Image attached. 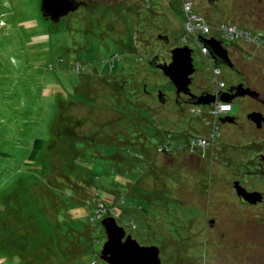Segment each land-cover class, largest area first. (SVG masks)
Segmentation results:
<instances>
[{
  "label": "rangeland",
  "instance_id": "1",
  "mask_svg": "<svg viewBox=\"0 0 264 264\" xmlns=\"http://www.w3.org/2000/svg\"><path fill=\"white\" fill-rule=\"evenodd\" d=\"M40 2L0 0V27L6 30L5 37L0 35V264H109L100 257L107 239L102 221L114 216L122 195L144 207L124 206L126 222L116 217L139 241L174 233L213 234V224L215 233L237 242L230 251L215 247L214 257L187 254L178 242L174 253L183 264H264V206L213 204L223 195L221 187L231 185L228 180L247 181L244 145L238 138L225 142L223 124L215 163L208 160L209 146L197 163L191 146L168 142H182L181 134L171 130L204 133L209 139L215 132L208 105H179L174 83L149 59L169 62L175 47L189 45L196 68L191 91H216L196 36L184 37L188 16L198 14L195 4L184 15L182 0H169L165 11L141 17L134 12V0L125 3L131 11L110 0L86 22L68 16L55 25L43 19ZM200 17L216 37L227 25L249 33L221 17ZM19 21H26L27 31L16 27ZM232 41L225 46L240 69L221 64L225 89L247 80L242 74L249 40ZM245 103L235 99L230 113H239ZM192 108L209 113H193ZM123 158L133 162L130 167L142 162L139 177L129 183L120 171ZM111 174L123 184L118 193L93 191L105 186ZM251 186L264 189V182Z\"/></svg>",
  "mask_w": 264,
  "mask_h": 264
},
{
  "label": "flooded vegetation",
  "instance_id": "2",
  "mask_svg": "<svg viewBox=\"0 0 264 264\" xmlns=\"http://www.w3.org/2000/svg\"><path fill=\"white\" fill-rule=\"evenodd\" d=\"M42 1L43 0H41L40 2V11H41ZM70 1H74L76 4H78V8L74 11H71L68 15L64 17L75 16V17H79L80 19L84 18L81 21L86 22L87 21L86 19L90 17V15H92L93 13L96 14V11L97 9L100 8V6L104 8L108 7L109 5L106 3V1H110V0H70ZM159 1H160V5L157 7V5L155 4L156 0H134V5H133L134 12L136 15L141 17L143 15L147 17L155 16L159 12L168 9L169 0H159ZM119 2H120V8L124 9L126 6L131 11L130 6L125 4L126 0H119ZM185 3L189 4V7L191 8L190 10L192 11H194V4H195L196 9L198 10V14L196 13L197 16H203L208 20H212L215 17H221V19L223 18V20L227 22L235 23L238 26L247 29V31L249 32V57L245 65L246 74H242V76L245 77L247 80L243 82L241 81L238 84L242 83L243 87L249 88V93L245 95L234 96L232 100L226 101L232 104V108L230 110L232 111L233 101L240 97L244 98L246 100V103L243 109L239 113H230L229 111V112H222L218 115H214L211 105H213L215 101L218 100L219 98V96L215 94V91H206L201 94H195L190 89V91L197 97L202 96L204 93L217 96V98L210 103L197 104L194 102L197 98H193L192 100V97L184 92H181V95L178 97L177 88H176L177 103L179 105L182 102H188L190 104H197V105H208L207 107L209 108V112L211 113L210 116L214 117L213 120L215 124V132L212 133L211 138L209 139L207 138L208 136L205 135L204 133L202 134L199 133L198 135L197 132L194 133L189 132L187 135L186 130H183L182 132H175L173 130L171 131L174 134H178V135L181 134L178 140H181L182 143L184 144L183 148L188 149L187 146L188 145L191 146L193 152L196 154V156L191 157L192 161H197V163L198 162L200 163V160L203 159L202 156L203 155L205 156V154L207 155L208 153L210 156L208 160H210L212 163H215L217 159H219L218 156L221 154L220 150L222 149V145H223L221 143L222 142L221 138L223 137L222 126L225 125L227 127L225 134V138H226L225 142H229V143H231V141L235 142L238 138L237 141H240L242 145H244L245 147V150L243 151L244 153H246V158L242 161V163L244 164L242 166H243V170H245V174H247L251 179L247 177V181H242L238 178H235L232 181L228 180V182H230L231 185L227 186V188L221 187L222 188L221 194L223 195L220 196V200L218 198L217 201H213V204L218 208L240 207L244 209H249L253 207L254 208L263 207L264 189L251 186V182L254 181L255 183L256 181H262V180L264 182V0H182V13L184 15L186 14L184 9ZM0 15H3V13H1ZM64 17H62V19ZM43 19L46 20L44 17ZM26 21H19L18 24H16V27L20 29L22 32L27 31V27L24 24V22ZM46 21L52 22L51 20H46ZM83 24H84L83 27H85L86 26L85 23ZM5 26L6 27L8 26V22L6 23ZM105 27H107V25H105ZM5 32H6L5 28L0 27L1 38L5 37ZM160 37L165 38L164 36H160ZM211 38L221 40L223 42L222 45L225 48H226L225 46L226 42L229 44L233 43L230 40L221 39V38L218 39L216 36H214V34H212ZM227 52L230 61L234 65V67L232 68L239 71L240 68H238V66L234 63L228 50ZM210 56L214 59L212 64H214V66H216L221 70V75L219 79L222 80L221 78H223V75H222L221 64L224 62L218 64L217 59L213 56L211 52V49H210ZM151 57L152 56H149V59H150V63L152 64L153 59ZM192 58H193V49H192ZM193 64H194V58H193ZM208 64L212 69L209 60H208ZM152 65H154L157 68L156 66L157 60ZM192 75H191V82H192ZM212 81L214 82L213 76H212ZM233 86H237V84ZM232 87H230V89ZM230 89H226V91H222V93L229 92ZM182 95H185L187 98H183ZM162 101H165L164 96ZM191 111L193 113L196 112L202 114L209 113V112L208 113L203 112V108H198L197 110L192 108ZM208 120L210 121V119ZM209 121H207V125ZM207 128L208 127H206L205 130H207ZM208 146L210 147V149H208L206 153V148ZM187 151L188 150H184L183 153L187 154ZM243 188L246 191H244ZM256 191L261 193L260 195H258L261 197V199L255 202L251 200L253 199L252 196L248 195L247 193L256 192ZM209 192H210L209 188H206V193ZM208 200H209L208 203L207 201L206 203L209 205L210 203H212V199L209 198ZM214 221H215L214 218L210 219V223H213ZM210 225H211L210 230L211 232L213 230V234L211 233L194 234L190 236L188 234L183 235V234L174 233L169 235H160L159 238L152 240H150L149 238L146 241L144 240V242L136 239L133 236V234L131 235L132 238L136 239L141 246L152 247L149 252H151L152 254L158 253L162 264H183L184 261L181 258V256L174 253L176 251L175 248L180 247V245H178V242H181L184 245L183 247L187 249L186 250L187 254L204 252V254L209 255V257L215 256L214 255L215 247H220V246L224 247L223 250L225 251H230V249L237 247L236 240L229 239L226 233H215L217 227L213 226V224ZM122 226L125 228L124 225ZM128 234L129 233L127 232V235ZM122 241H125V238ZM196 246H200V248ZM218 250L219 251H217L216 253L221 255L222 250L221 251L220 249ZM146 261L149 260L147 259Z\"/></svg>",
  "mask_w": 264,
  "mask_h": 264
},
{
  "label": "water",
  "instance_id": "3",
  "mask_svg": "<svg viewBox=\"0 0 264 264\" xmlns=\"http://www.w3.org/2000/svg\"><path fill=\"white\" fill-rule=\"evenodd\" d=\"M77 8L78 4L70 0H43L41 4L43 17L46 20H51L53 23L60 22L62 17ZM200 39L210 45L211 52L217 59L218 64L224 62L228 66L234 67L229 59L227 49L223 47L221 40L203 37H200ZM171 53L170 62L157 64L156 66L174 83L177 88L178 97L181 95V92H184L189 94L192 100L193 98H197L194 101L197 104H206L214 101L217 98L215 95L204 93L202 96L197 97L190 91L191 75L195 72L192 48L189 45L175 47ZM157 59V57L153 58L152 64ZM247 93H249V88L243 87V84L240 83L237 86H233L229 92H223L219 98L230 101L234 96L245 95ZM163 96V94L160 95L162 100ZM244 191L246 190L244 189ZM247 194L251 195L253 198L251 200L255 202L261 199L258 196L260 195L258 192H248ZM102 225L107 235V240L101 251L102 259L108 261L110 264H162L158 253L152 254L149 252L152 247L141 246L136 239L132 238L131 234L127 235L126 229L117 222L116 217H105ZM124 238L125 241H122ZM146 258L149 261H146Z\"/></svg>",
  "mask_w": 264,
  "mask_h": 264
},
{
  "label": "built area",
  "instance_id": "4",
  "mask_svg": "<svg viewBox=\"0 0 264 264\" xmlns=\"http://www.w3.org/2000/svg\"><path fill=\"white\" fill-rule=\"evenodd\" d=\"M186 8L187 11H189V6H187V4H184V9ZM186 15H189V13H187ZM187 24V29L185 30V36H196L197 39V45L200 51V54L202 56L207 57V59L209 60V62L211 63L212 66V76L214 77V83L216 86V91L215 94H217V96H219L222 91H225L226 89V84L223 80H220L219 77L221 75V70L219 68H217L216 66H214L213 61L214 59L210 56V46L208 44H205L199 37L198 35V31H200L201 33L204 32L208 33V35L206 36H201L204 38H211L213 33H209L210 32V24L204 19L201 18L200 16L197 15H193V16H188V22ZM228 27V25L226 26ZM226 27L220 32L218 33L220 35V37H217L218 39H226V40H244V39H248L249 40V33L238 29L236 26H229L228 29H226ZM226 29V30H225ZM215 36V35H214ZM233 42V41H232ZM212 107V111L214 115H218L222 112H229L232 108V104L226 101H222L221 99H218L215 101V103L213 105H211ZM170 134H168L169 136ZM181 141V140H180ZM170 143H175L177 146L179 147H183V143H177L176 140H170L168 141ZM163 144V143H162ZM171 144H168L166 146V148H168ZM162 148H160L161 150H163V148L165 147L164 145H161ZM171 148V147H169ZM114 212V210H113ZM100 213H102V209H100ZM100 215V214H99Z\"/></svg>",
  "mask_w": 264,
  "mask_h": 264
},
{
  "label": "trees",
  "instance_id": "5",
  "mask_svg": "<svg viewBox=\"0 0 264 264\" xmlns=\"http://www.w3.org/2000/svg\"><path fill=\"white\" fill-rule=\"evenodd\" d=\"M50 22V21H49ZM51 23H53V22H51ZM55 25H58V24H56L55 23ZM50 29H51V27H50ZM143 152V151H142ZM125 154V153H124ZM118 154H117V152L113 155V157L114 156H117ZM127 156V155H126ZM125 155H124V157H126ZM128 157V156H127ZM141 158H144L143 157V155H141ZM124 160H123V167H122V169H120V171H122V173H124V177L123 178H126V181L129 183V182H131V181H134L135 180V178H138L139 177V174H138V168H139V165H141L142 164V162L140 163V164H138V162H135L137 165H134V167H132L133 165V162H131L130 164H126V160H125V158H123ZM147 164H149V163H146V165ZM130 165H132L131 167H130ZM136 166V167H135ZM110 166H108V168H109ZM129 167L131 168L130 170H129ZM113 169V168H112ZM134 171V172H133ZM108 176V175H107ZM107 180H108V183H106L105 184V186H99V187H94L93 188V191H96V193L99 195H101V196H103V194H107V193H109V194H111V195H113L114 193H118V190H119V188L123 185L122 184V182L121 181H116L117 179H115V177H113L112 176V174H111V176H108L107 178H106ZM117 185V186H116ZM126 188V187H125ZM124 188V189H125ZM128 188V189H127ZM127 190H129V187L127 186ZM91 190H92V188H91ZM121 191H123V190H121ZM123 192H128V191H123ZM122 192V193H123ZM102 193V194H101ZM113 193V194H112ZM125 194V193H124ZM104 195V196H105ZM110 195V196H111ZM112 197H114V196H112ZM122 197L124 198L123 199V201H121V202H119L120 203V207H118V209L117 208H115L114 209V212L112 213V215H114L115 217H120V221L121 222H126L127 221V219L125 218V217H123L122 216V208L124 207V206H131V205H133V203H134V206L135 207H137V210H140V208H141V210L142 209H144V207L141 205V204H139L138 206L136 205V198L135 199H133V201L129 198V197H127L126 198V196H123L122 195ZM117 207V206H116ZM148 211H150V209H146V211H145V213L146 212H148ZM86 216H87V214H86ZM117 222H119V221H117ZM121 222H119L120 224H122ZM135 224V223H134ZM134 224H133V226H134ZM123 225V224H122ZM72 264V263H71Z\"/></svg>",
  "mask_w": 264,
  "mask_h": 264
},
{
  "label": "clouds",
  "instance_id": "6",
  "mask_svg": "<svg viewBox=\"0 0 264 264\" xmlns=\"http://www.w3.org/2000/svg\"><path fill=\"white\" fill-rule=\"evenodd\" d=\"M220 95H221V94H220ZM220 95H219V96H220ZM218 99H220V98H218ZM114 217H115V216H114ZM104 243H105V242H104Z\"/></svg>",
  "mask_w": 264,
  "mask_h": 264
}]
</instances>
